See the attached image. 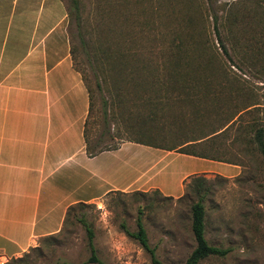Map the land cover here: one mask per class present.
<instances>
[{
	"label": "rangeland",
	"instance_id": "rangeland-1",
	"mask_svg": "<svg viewBox=\"0 0 264 264\" xmlns=\"http://www.w3.org/2000/svg\"><path fill=\"white\" fill-rule=\"evenodd\" d=\"M78 2L79 27L70 0H63L74 64L91 88L89 140L109 129L104 140L119 144L153 140L176 147L209 136L195 149L227 168L185 155L166 156L162 163L177 176L211 170L226 175H198L209 181L205 238L229 250L199 264H264V158L251 142L255 127L264 128V0ZM214 15L239 23L231 27L235 41L226 43L230 58L217 39ZM175 63L180 66L173 70ZM165 154L126 143L101 155L96 167L106 189L124 187ZM183 195L170 200L153 191L112 192L74 206L61 232L39 240L17 264H151L121 229L124 224L136 231L139 208L158 260L184 264L195 248L190 206L196 197L187 190ZM82 219L94 233L98 262L91 260Z\"/></svg>",
	"mask_w": 264,
	"mask_h": 264
},
{
	"label": "crops",
	"instance_id": "crops-1",
	"mask_svg": "<svg viewBox=\"0 0 264 264\" xmlns=\"http://www.w3.org/2000/svg\"><path fill=\"white\" fill-rule=\"evenodd\" d=\"M69 37L62 0H0V264L59 234L76 205L135 190L178 199L191 177H226L217 170L177 176L162 163L183 154L138 144L166 154L126 186L106 189L98 158L137 143L125 141L116 150L88 156L84 129L90 98Z\"/></svg>",
	"mask_w": 264,
	"mask_h": 264
},
{
	"label": "trees",
	"instance_id": "trees-1",
	"mask_svg": "<svg viewBox=\"0 0 264 264\" xmlns=\"http://www.w3.org/2000/svg\"><path fill=\"white\" fill-rule=\"evenodd\" d=\"M70 2H71V9L73 10L74 14L76 15L77 25L79 27V24H80V21H79L80 20L79 2H78V0H70ZM67 15H68V13H67ZM235 20H237V19H235V18L229 19V20L225 19L224 21H222V19L220 17H218L217 15L213 16V24L215 27L217 39H218L221 47L223 48L224 53L229 58H230V56H229L228 50L226 49V45H227L226 43H228L230 41H235V34L236 33H232V31H231V27L239 25V23L236 22ZM234 22L236 25H233ZM219 26H220V28H219ZM252 38H254V37H252ZM249 39H251V38H249ZM71 54L73 56L72 49H71ZM114 64L116 65V63H114ZM179 66H180V64L175 63L174 67H172V69L173 70H176V68L179 69ZM113 69L114 68H112V70ZM124 69H127V68H124ZM111 71H109V72H111ZM81 76H82V74H81ZM82 79H83V82L85 84V87L87 89V92H88L89 98H90V110H89V114H90L91 106H92L91 88L85 82L83 76H82ZM129 80H132V79L129 78ZM100 81L101 80L96 77L95 86L98 90H101ZM115 85H118L117 80L115 81ZM110 132H111L110 129L108 131L101 132L99 138L96 141L91 142L89 140V135H88V120H87V122L85 123V129H84V141H85L86 152H87L89 157L93 158V157H95V156H97L103 152L116 150L120 146L119 143L114 142L115 138H113V137H110L112 139V140H110L111 143L104 140L105 135L110 134ZM209 139H211V138H209V136H205V137L200 138V139H195V140H190V141L188 140V141H186V142H184V143H182L176 147H166V146H163V144H160V143L155 142L153 140L146 142V141H141V140L129 139V140H127V142H134L137 144H141V145H145V146H149V147H154V148H159V149H165L168 151L174 150L175 152H177L179 154L186 155V156H192V157L217 161L216 159H214V157H212L208 154H205L202 150L197 151V149H195V148H202V145H204L205 142H208ZM251 142H252V144L255 145L257 151L264 158V128L255 127V130L253 131V136H252ZM186 190L191 192L196 197L195 202L192 203L190 206L191 232H192V235H193V238L195 241V248L191 252V254L188 256V258L186 259L184 264H199L200 262H202V261H204L210 257H225L228 254L229 250L211 246V245H209V243L207 242V240L205 238L206 209H205L204 201H205V198H206L208 191H209V181L203 176L191 177L186 183H184V192ZM153 193L156 195H162L158 190L153 191ZM182 197H180L178 199H181ZM165 198L173 200V198H170V197H165ZM76 206L86 207L89 205L79 204ZM72 208L73 207L68 209V212H67L65 219L67 218L68 213L72 210ZM142 214H143V209L139 208L138 212H137L136 231L135 232H130L127 229L126 225H124V224L121 225V229L123 230V232L125 233L126 236H128L129 238H131V239H133L139 243L141 248L149 255L151 264H162L156 256L155 248H152L148 243L146 230H145L143 220H142L143 219ZM80 222L82 223V225L86 231L88 248L92 254L91 260L98 262L94 256V252H95L94 245H93L94 233H93L91 227L88 225V223L85 220L82 219V220H80ZM64 224H65V221L63 223V226H64ZM49 238H51V237H49ZM31 250L34 251L36 249L34 248ZM10 261L17 264L19 262H22V258L11 259ZM9 262L6 264H10ZM99 264H102V263H99Z\"/></svg>",
	"mask_w": 264,
	"mask_h": 264
}]
</instances>
